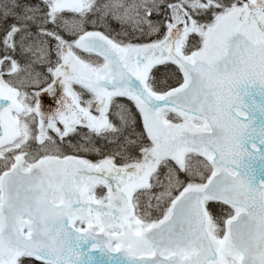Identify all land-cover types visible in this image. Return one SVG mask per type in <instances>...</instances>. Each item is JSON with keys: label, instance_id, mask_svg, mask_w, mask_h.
I'll return each instance as SVG.
<instances>
[{"label": "snow or ice", "instance_id": "obj_1", "mask_svg": "<svg viewBox=\"0 0 264 264\" xmlns=\"http://www.w3.org/2000/svg\"><path fill=\"white\" fill-rule=\"evenodd\" d=\"M0 264H264V0H0Z\"/></svg>", "mask_w": 264, "mask_h": 264}, {"label": "water", "instance_id": "obj_2", "mask_svg": "<svg viewBox=\"0 0 264 264\" xmlns=\"http://www.w3.org/2000/svg\"><path fill=\"white\" fill-rule=\"evenodd\" d=\"M96 255H99V253H97Z\"/></svg>", "mask_w": 264, "mask_h": 264}]
</instances>
